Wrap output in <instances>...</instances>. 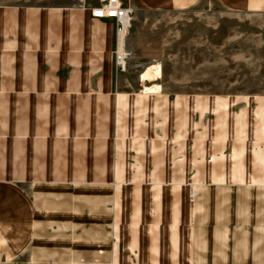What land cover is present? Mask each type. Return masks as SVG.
<instances>
[{"label":"crops","instance_id":"crops-1","mask_svg":"<svg viewBox=\"0 0 264 264\" xmlns=\"http://www.w3.org/2000/svg\"><path fill=\"white\" fill-rule=\"evenodd\" d=\"M136 1L165 10L199 0ZM94 7H0V93L21 95L0 115V175L13 174L0 181V264H104L100 245L45 244L47 197L81 216L77 194L94 189L59 184L67 171L75 182L110 171L123 184L111 193L109 264H264V95L131 88L116 24ZM107 148L101 168L93 153ZM26 231L44 240L15 243Z\"/></svg>","mask_w":264,"mask_h":264},{"label":"rangeland","instance_id":"rangeland-1","mask_svg":"<svg viewBox=\"0 0 264 264\" xmlns=\"http://www.w3.org/2000/svg\"><path fill=\"white\" fill-rule=\"evenodd\" d=\"M102 2L103 0H0V7H97ZM236 2L237 9L230 1L199 0L184 9L156 10L136 0H125L134 14L124 42L126 65L118 69L119 78H123L131 88L147 92L163 90L170 93L264 95V11L253 0ZM253 5L260 10L252 11L256 10L251 9ZM4 40L0 38V42ZM5 81L7 82L5 76L0 75V84H5ZM11 83L10 81L9 84ZM18 83L22 84V79ZM26 95L30 99L38 98L35 94ZM8 96L21 99V95L0 93V115H6L4 100ZM9 114H12L11 109ZM115 140L110 137L108 142ZM108 142L102 139L103 144H109ZM111 152L112 149L107 148L102 156L93 153L94 159L100 160L101 168L111 160ZM62 167L64 168L63 162ZM72 174L79 176L77 172L67 171L65 179L58 183L73 187L87 185L94 189H81L83 192L77 194L82 198L79 207H86L81 216L67 214L71 210L61 200L69 201L67 198L70 195H62L59 200L62 202L60 213L54 210L52 197H47V203L51 205L47 212L50 217H47L45 224L51 229L43 231V235H46L45 244L100 245L98 249L104 250L101 255L107 260L105 251L116 241L115 216H111L109 210L113 203L111 193L116 191L117 185L123 184L110 171L106 176L99 172H94L93 175L89 173L87 182L71 181ZM9 176L13 177V174ZM9 176L1 174L0 178H3L0 181H10L11 179L6 178ZM18 177L19 174L14 178ZM13 180L12 182L17 181ZM50 191L53 190L48 189L47 193ZM85 197L88 198L84 200ZM52 226L55 231H52ZM26 233L27 236L23 238L15 237L14 240L18 239L15 243L36 244L44 240L42 236L32 238L28 231ZM53 234L56 235L51 236ZM106 260L104 264H109Z\"/></svg>","mask_w":264,"mask_h":264},{"label":"built area","instance_id":"built-area-1","mask_svg":"<svg viewBox=\"0 0 264 264\" xmlns=\"http://www.w3.org/2000/svg\"><path fill=\"white\" fill-rule=\"evenodd\" d=\"M92 16L100 20H113L116 24L117 51L116 64L118 69L126 65L127 54L120 52V36L127 33L133 20L134 11L130 6H124L121 0H103L102 4L91 8ZM124 48V47H123Z\"/></svg>","mask_w":264,"mask_h":264},{"label":"bare ground","instance_id":"bare-ground-1","mask_svg":"<svg viewBox=\"0 0 264 264\" xmlns=\"http://www.w3.org/2000/svg\"><path fill=\"white\" fill-rule=\"evenodd\" d=\"M127 34V33H126ZM120 42V52L121 54L125 53V49L123 48L124 47V42H125V35H121L120 38H119Z\"/></svg>","mask_w":264,"mask_h":264}]
</instances>
